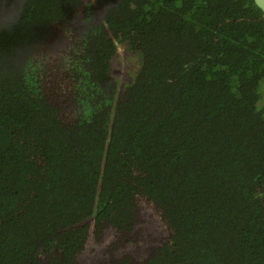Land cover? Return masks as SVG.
<instances>
[{"label":"trees","instance_id":"16d2710c","mask_svg":"<svg viewBox=\"0 0 264 264\" xmlns=\"http://www.w3.org/2000/svg\"><path fill=\"white\" fill-rule=\"evenodd\" d=\"M262 79L253 0H0V264H264Z\"/></svg>","mask_w":264,"mask_h":264},{"label":"rangeland","instance_id":"374dc122","mask_svg":"<svg viewBox=\"0 0 264 264\" xmlns=\"http://www.w3.org/2000/svg\"><path fill=\"white\" fill-rule=\"evenodd\" d=\"M139 63V56H134L132 53H129L128 50L120 44L117 48V55L112 61L113 75L125 82L129 79L130 73L133 72L134 67H138ZM258 95V105L261 107L264 105V79L259 82Z\"/></svg>","mask_w":264,"mask_h":264},{"label":"water","instance_id":"95a60500","mask_svg":"<svg viewBox=\"0 0 264 264\" xmlns=\"http://www.w3.org/2000/svg\"><path fill=\"white\" fill-rule=\"evenodd\" d=\"M255 5L263 12L264 14V0H253Z\"/></svg>","mask_w":264,"mask_h":264}]
</instances>
